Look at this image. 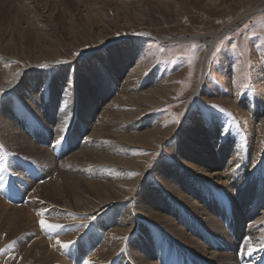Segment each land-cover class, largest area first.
Returning <instances> with one entry per match:
<instances>
[{
	"label": "rangeland",
	"instance_id": "374dc122",
	"mask_svg": "<svg viewBox=\"0 0 264 264\" xmlns=\"http://www.w3.org/2000/svg\"><path fill=\"white\" fill-rule=\"evenodd\" d=\"M0 73V264H37L23 261L35 231L59 257L67 244L80 264L102 263L96 253L113 239L105 251L116 264L125 235L110 232L122 211L137 224L123 242L129 252L159 256V235L209 263L170 239L154 211L209 252L241 259L243 242L257 236L246 230L264 214V0H0ZM84 150L93 153L85 158L107 154L114 178L89 169ZM92 182L112 183L122 199L78 209L77 185L90 201L99 189L116 197L107 186L92 191ZM27 215L32 228L21 234ZM42 218L60 227L44 229ZM213 218L219 233L204 226ZM63 257L51 264L70 262Z\"/></svg>",
	"mask_w": 264,
	"mask_h": 264
},
{
	"label": "bare ground",
	"instance_id": "6f19581e",
	"mask_svg": "<svg viewBox=\"0 0 264 264\" xmlns=\"http://www.w3.org/2000/svg\"><path fill=\"white\" fill-rule=\"evenodd\" d=\"M32 6V5H31ZM211 44L212 43H210L209 44V46H211ZM206 57L204 56L203 58H202V66H203V60L205 59ZM204 62H205V60H204ZM8 68V67H7ZM5 69H6V67H5ZM204 70H205V68H203V70L201 71V74L202 73H204ZM1 74V73H0ZM1 77V76H0ZM3 77V76H2ZM1 79V78H0ZM4 79V78H3ZM135 82H136V80H135ZM199 87H200V83L196 86V88H195V90H194V92L195 91H197L198 89H199ZM126 88H129V87H126ZM132 96V95H131ZM136 96V95H135ZM134 96V98H136ZM126 97V96H125ZM133 97V96H132ZM126 98H128V97H126ZM130 96H129V99L128 100H130ZM123 99V98H122ZM124 100V99H123ZM131 100H132V98H131ZM130 100V101H131ZM127 101V100H126ZM129 102V101H128ZM132 102H133V100H132ZM122 103V102H121ZM124 103V102H123ZM130 103V102H129ZM118 106V105H117ZM121 108V107H120ZM119 108V109H120ZM117 112V111H116ZM131 113H133L132 111H131ZM112 114V113H111ZM117 114V113H116ZM120 115H121V113H120ZM112 116H113V114H112ZM125 116V115H124ZM135 116V115H134ZM114 117H116L115 115H114ZM121 117V116H120ZM127 117V116H126ZM119 118V117H118ZM132 118V117H131ZM122 119H124V118H122ZM122 119H120V120H122ZM127 120V119H126ZM128 120H130V119H128ZM118 122H121V121H118ZM106 124L105 123H102V127H103V129L104 128H106V126H105ZM120 125V124H119ZM110 135H111V133H109ZM103 136L105 135V134H102ZM57 136V135H56ZM96 136V135H95ZM122 136V135H121ZM59 137H60V135H59ZM89 138V137H88ZM2 139V138H1ZM56 139H57V137H56ZM19 141V140H18ZM13 142V141H12ZM21 142H24L25 143V141H23V140H21ZM10 143V142H9ZM18 143V142H17ZM20 144V143H19ZM27 144H29V143H27ZM7 145V144H6ZM10 145H13V144H10ZM10 145H7V146H10ZM30 145V144H29ZM17 146H19V145H17ZM24 146H25V144H24ZM5 147V149H7L6 148V146H4ZM25 147H27V146H25ZM31 147H33V146H30V148ZM122 147V146H121ZM17 148V147H16ZM20 148V147H19ZM28 148V147H27ZM27 148H24L23 150L24 151H27L28 149ZM10 149H11V147H10ZM33 149H34V147H33ZM41 149V148H40ZM39 149V150H40ZM44 149V148H43ZM47 149V148H46ZM8 150V149H7ZM42 150V149H41ZM15 151V150H14ZM19 151H21V150H19ZM83 151V150H82ZM30 152V151H29ZM50 152V151H49ZM81 152V151H80ZM26 153V152H25ZM51 153V152H50ZM21 154V153H20ZM23 154V153H22ZM45 154V153H44ZM43 154V155H44ZM81 154V153H80ZM98 154H100V153H98ZM125 154V153H124ZM234 154H235V152H232L231 153V156H234ZM32 155V154H31ZM47 155H48V153H47ZM58 155V154H57ZM83 155H84V158H85V156H92L93 155V153L91 152V151H87L86 150V152H85V150H84V152H83ZM94 155H95V153H94ZM59 156V155H58ZM103 156V157H102ZM33 158V157H32ZM38 158V157H37ZM101 158L102 159H99V160H97L96 158H85L86 160H88V162H89V169H94L95 171L96 170H99L100 172H101V174H102V178L103 177H107V178H114V175H115V168H116V166L115 167H112L113 169L112 170H109V169H111V168H107L106 166H107V164L109 165V164H111V163H107L108 161L107 160H110V157L109 156H107V154H105V153H102L101 152ZM38 159H40V158H38ZM41 159H42V157H41ZM51 159V158H50ZM95 160V161H94ZM51 161V160H50ZM112 161V160H111ZM110 161V162H111ZM117 161V160H116ZM123 161V160H122ZM133 161V160H132ZM47 162V161H46ZM60 162V161H59ZM125 162V161H124ZM49 163V162H48ZM52 163V162H51ZM119 163V162H118ZM41 164V163H40ZM57 164V163H56ZM139 164V163H138ZM61 165L63 166V169L66 167L65 166V161L63 160V162L61 163ZM118 165V164H117ZM192 166V165H191ZM194 169H197L199 172H204L202 175H206V167L204 166V165H197V167H195V166H192ZM108 169V170H107ZM78 171L79 172H82L83 171V168H78ZM94 176H97V174H95ZM209 177V176H208ZM69 180H74V181H77V182H80V181H83V180H80V179H75V178H69ZM181 181V183H184L183 182V177H177L176 179H175V182H178V181ZM161 183L168 189L169 187H170V189H168L169 190V192L173 195V196H176L177 195V193L179 192V194H180V188L179 187H182V186H178L177 188L175 187L174 188V186L175 185H173V180L171 181V182H168L165 178H162L161 179ZM89 185H88V187L92 190V191H95V190H98V188L96 187V186H107V187H109L111 190H112V192L114 193V194H116V197L115 196H113V198H112V196L110 197L109 195V192H106V191H104L103 189H99L100 191H95V198L92 200V201H90L89 200V198H88V193L86 192V190H84V188H81V186L80 185H77V187H76V198L74 199V201H76V206L78 207V209H80V210H85L87 207H90L91 209H99V206L100 205H102V204H104L105 205V203L107 202V203H109V202H112V199L114 200V201H116V199L118 198V200H121L122 199V195L123 194H121L120 193V191H121V189L119 188V189H113V188H111V184L112 183H96V182H92V183H88ZM94 185V186H93ZM186 185H187V187L188 188H190L193 192H195V189H194V186L193 185H191V184H189L187 181H186ZM103 191V192H102ZM123 191H124V189H123ZM176 191H178V192H176ZM208 193V192H207ZM132 194V193H131ZM209 194V193H208ZM184 196V195H183ZM184 197H186V201H188V200H190L192 203H193V201H192V199L194 200V198H190V196L189 195H185ZM237 197V196H236ZM151 199H152V201H154V202H156V201H159L160 200V196L159 195H157V194H154V195H152V197H151ZM203 199V198H202ZM236 200V199H235ZM195 203V202H194ZM196 203H198L197 201H196ZM236 203V202H235ZM33 205H32V207H31V209H34V208H36V209H40V208H45L44 206H38V205H36L35 203H32ZM7 205V204H6ZM11 206V205H10ZM20 206V205H19ZM9 207V206H8ZM12 207V206H11ZM40 207V208H39ZM90 208H88V209H90ZM12 209V208H11ZM90 209V210H91ZM14 210H16L15 208H14ZM88 211V210H87ZM191 211H193V209H191ZM204 211V210H203ZM204 212H206V211H204ZM81 213V212H80ZM100 213H102V211L100 212ZM262 213H264V207H263V211H262ZM122 218H121V220H120V223H118L117 224V227H118V229L119 228H121V230H116V227H114L113 229H112V231L110 232V234H112V236L113 235H115V234H118V232H123V234L127 237H125V236H123V241H121V243L123 244V247H122V249L124 250V248H125V254L124 255H122L121 256V258H120V260H118L117 259V262H116V264H124V262H125V264H129V262H130V257H128V259H125V256H128V254L127 253H130L131 254V256H132V259L134 260V262H136V264H196V263H194L193 261H191L190 260V258H194L195 256H193V255H191V254H189V253H186V252H183V254H185V255H187L186 257L185 256H183L182 255V253L180 252H178V251H174L171 247H170V245H169V242H168V240H166V239H164V238H162L161 236H159V235H156L155 236V238H154V242H155V244H156V246L159 244V248H160V250L158 251V254H159V256H154L153 255V253H152V251L150 250V248H149V250L147 251V253H148V255H149V257L148 256H143V255H139V254H136L135 252H133V250H130V252H129V244L128 243H126L125 242V244L123 243L125 240H129V232L130 231H134V227L136 228L137 227V224H135L134 223V221H135V217H132L131 215H128L127 214V211H122ZM152 214V217H154V218H157V217H159L161 220H155V222L157 221L158 223H160V225H162L167 231H169V235H167L170 239H172L173 240V238L175 239V241H177L179 244H184V245H186L187 247H189L195 254H196V256H198L199 258H205V262L206 263H208V264H260V262L264 259V222H263V220H264V214H263V216L261 217L262 218V220H261V222L258 224V225H253V227L252 228H250V229H247L246 230V236H249V234L251 233V232H253V234H254V232H257V236L255 237H252V238H249L248 239V241H244L243 242V244L241 245V259L238 261L237 260V258H236V256H235V254L233 255V253H231V252H229V253H227V252H218V253H213V252H209L208 250H206V248L203 246V245H201L197 240H195L194 238H193V236L192 235H188V236H186L185 234L186 233H184L183 231H181L182 229L179 227H175L172 223H167V222H165L164 220V217L163 216H161L160 214H158V213H156V212H154V211H149L148 212V215H151ZM75 215V214H74ZM233 215V214H232ZM30 216V215H29ZM28 215H27V217H28V220L26 221V226L24 227V229L25 230H20V229H18V231H19V233H25L26 232V230L28 231V230H30L32 227H30V224H31V222H30V220H29V217ZM78 217V216H77ZM232 217H234V215L232 216ZM130 218V219H129ZM143 218H145V217H143ZM207 218V217H206ZM208 218H210V217H208ZM38 219V218H37ZM101 219V218H100ZM146 219V218H145ZM214 219V218H213ZM41 220H43L44 222H45V224H47L48 223V219H45V218H42ZM211 220H212V218H211ZM153 221V220H152ZM214 221L215 222H213V221H210L211 223H213L214 225L212 226L210 223H207V224H205L204 226H205V228H207V229H209V231H216L217 233H219L220 232V226H215L216 225V220L214 219ZM50 222V221H49ZM117 222H119V221H117ZM256 222V221H255ZM263 222V223H262ZM51 223V225H54V224H52V222H50ZM103 223L104 222H99V223H97V226L98 225H100V226H102L103 225ZM35 224V223H34ZM37 224V223H36ZM261 224V226H259ZM169 225H171L172 227H169ZM36 226V225H35ZM41 226V225H40ZM255 226L257 227L256 229H255ZM85 227V226H84ZM40 228V227H39ZM34 229L35 230H38V228L36 227H34ZM76 230V229H75ZM80 230L81 229H77L76 231H77V233L79 234L80 233ZM75 231V232H76ZM36 233L34 234V239H32L33 241H31V243H30V245H29V250H30V255H28V254H26V256H24L23 257V261H25V262H28V261H30V260H35L36 261V263L37 264H51L52 262H54V261H57V260H60L61 258H62V261H64V257L63 256H65V257H67V256H69V260H70V262H66V264H80L79 263V257L80 256H76V253L74 252V250H72V252H69L68 250H69V246L67 245V244H65V245H67L66 247H63L62 246V248H66V250H65V252H62V257H59V254L58 253H60V252H58L59 251V247L57 246H51V249L50 250H48V249H46L44 246H43V243L45 242L46 243V241H47V239H45L43 236H41L40 234L41 233H38V231H35ZM139 232L140 233H142L143 235L145 234V229H144V227H141V230H139ZM76 233V234H77ZM85 233V232H84ZM84 233H83V235H84ZM168 233V232H167ZM236 233H238L237 231H236ZM77 234V235H78ZM80 235V234H79ZM78 235V236H79ZM82 235V234H81ZM161 235V234H160ZM251 235V234H250ZM111 236V235H110ZM113 238H114V240H115V238H120V237H118V236H113ZM54 239H51V242L53 241ZM135 240V235L132 237V241H134ZM252 240H256V241H252ZM57 241V239L55 240V242ZM49 242V241H48ZM109 243H114L113 242V239L112 240H110V241H108L107 243L106 242H104L103 244H101L100 245V247H99V249H102L103 247H104V251H100V252H97L96 253V255H98V256H96V258H98V260H99V262H102V263H99V264H109L110 262L112 263V262H114L115 261V257H113V258H110V257H107V252L105 251V249H108V248H110L109 246H107L106 244H109ZM120 243V242H119ZM215 244V243H214ZM262 244V245H261ZM53 245V244H52ZM89 245H91V244H89ZM113 245V244H112ZM259 245H261L260 247H259V249H257L258 248V246ZM120 246V245H119ZM118 246V247H119ZM142 246V245H141ZM163 246H166V256L165 255H163V253H162V250H163ZM55 247V248H54ZM115 248V247H114ZM61 249V248H60ZM71 249V248H70ZM116 249V248H115ZM128 249V252L126 251ZM232 249V246H230V250ZM176 250V249H175ZM111 252H113V251H111ZM170 252V253H169ZM245 252H248V253H246L244 256H243V254L245 253ZM69 253V254H68ZM107 253V254H106ZM110 253V252H109ZM208 253H210V255L208 256L207 254ZM191 256V257H190ZM112 257V256H111ZM190 257V258H189ZM60 258V259H59ZM153 258H157L156 260H157V262L155 261V262H153L152 260H153ZM246 258H251L252 260L250 261V263H247L246 262ZM25 259V260H24ZM245 260V261H244ZM38 261H39V263H38ZM119 262V263H118ZM82 264H90V263H86V262H84V263H82Z\"/></svg>",
	"mask_w": 264,
	"mask_h": 264
},
{
	"label": "snow or ice",
	"instance_id": "6c2138e0",
	"mask_svg": "<svg viewBox=\"0 0 264 264\" xmlns=\"http://www.w3.org/2000/svg\"><path fill=\"white\" fill-rule=\"evenodd\" d=\"M43 67V66H42ZM0 91H2V89H0ZM210 115V114H209ZM63 138L57 140L55 143L56 144H60L62 143ZM5 166L3 164H0V171L4 170ZM138 174V173H137ZM40 225L42 228L44 229H49V228H57L60 227L59 225H51V224H45V222L43 220L40 221ZM57 243H60L59 241H57ZM64 247H66L67 245H62Z\"/></svg>",
	"mask_w": 264,
	"mask_h": 264
}]
</instances>
